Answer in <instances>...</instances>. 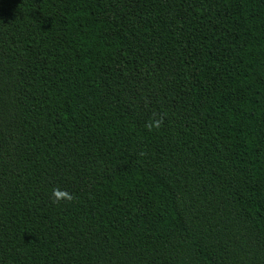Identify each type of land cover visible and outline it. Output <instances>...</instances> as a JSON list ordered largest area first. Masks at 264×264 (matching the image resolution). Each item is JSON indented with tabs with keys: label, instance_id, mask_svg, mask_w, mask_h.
Returning <instances> with one entry per match:
<instances>
[{
	"label": "trees",
	"instance_id": "16d2710c",
	"mask_svg": "<svg viewBox=\"0 0 264 264\" xmlns=\"http://www.w3.org/2000/svg\"><path fill=\"white\" fill-rule=\"evenodd\" d=\"M0 264H264V0H0Z\"/></svg>",
	"mask_w": 264,
	"mask_h": 264
},
{
	"label": "clouds",
	"instance_id": "9594fccd",
	"mask_svg": "<svg viewBox=\"0 0 264 264\" xmlns=\"http://www.w3.org/2000/svg\"><path fill=\"white\" fill-rule=\"evenodd\" d=\"M53 202H56L57 200L63 199L65 201H71L72 196L68 192L61 191L59 189H54L53 190Z\"/></svg>",
	"mask_w": 264,
	"mask_h": 264
}]
</instances>
